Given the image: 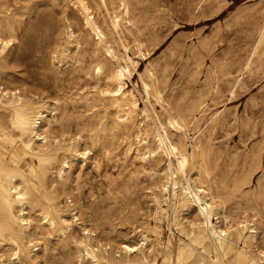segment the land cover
Here are the masks:
<instances>
[{
	"label": "rangeland",
	"instance_id": "obj_1",
	"mask_svg": "<svg viewBox=\"0 0 264 264\" xmlns=\"http://www.w3.org/2000/svg\"><path fill=\"white\" fill-rule=\"evenodd\" d=\"M63 1L0 0V23L5 15H9L13 29L10 31L11 44L0 56V90L18 89L23 97L45 99L54 110L51 123L46 127L50 140L67 144L79 138V149L88 150L83 160L68 161L70 165L64 167L66 170H63L61 178L56 175V169L61 164L62 154H55L46 172L44 187L59 208V215L69 222V227L64 233L58 230L57 225L32 229V244L24 239L29 255L22 264H89L81 259V253L74 244L86 235L91 237L92 244L100 243L109 255L120 258L124 255L120 243L135 244L141 234L147 237V243L132 253L131 258L139 259L143 255L146 257L144 264H176L177 246L188 242L189 222L200 226L201 220L195 217L193 209L178 208L177 220L174 221L170 201L166 199V204L163 201L166 195L159 192L162 178L149 177L141 172V162L133 157V153L123 152L124 139L121 140L123 135L120 132H98L102 125H109L112 110L103 106L107 100L101 102L100 95H97V87L101 86L103 78L93 75L91 78V73L89 75L95 37H86L89 42L84 43L87 51L82 43L80 50L67 51L64 57L61 49L67 40L65 27L69 25L77 34L80 15ZM90 1L93 10L101 16V8L93 3L94 0ZM128 5L133 25L121 32L124 44L110 38L116 50L124 52L126 47L127 54L134 60L136 70L133 69L129 80H125L126 86L133 90L142 108L144 91L138 75L144 74L151 66L164 106L173 113L183 114L185 124L188 123L187 144L194 137L201 141V159L189 161V167L194 165L191 177L201 181L209 189L214 203L217 202L215 209L218 213L212 215L211 223L232 232L239 221L246 219L258 231L255 241H234V248L242 250L246 259H236L231 253L215 257L210 248L203 253L197 246L194 253L201 254L199 261L189 257L180 264H264V38L259 40L260 29L264 25V0H128ZM110 6L115 10L119 8L116 3ZM139 42L143 49L138 46ZM83 64L88 67H83ZM85 93H88V101H84ZM191 100L195 103L192 104ZM151 103L163 125L176 134L167 123L166 111L152 98ZM91 104L95 105L91 107ZM215 112L223 116L209 123L210 115ZM96 113L99 117L93 120ZM140 119L138 115L136 120ZM91 128L96 130L90 131ZM95 136H99L98 142H95ZM28 160L25 157V161ZM33 161L36 163L35 159ZM164 161V157L150 161L151 167L158 169ZM154 196L166 214L156 213ZM34 210L31 211L33 218L37 215V207ZM74 211L77 212V221L70 216ZM83 226L87 228V234L83 232ZM167 241L170 243L165 249ZM0 250V254L5 252ZM164 251L170 255L169 262L163 259ZM209 259L213 262L210 263Z\"/></svg>",
	"mask_w": 264,
	"mask_h": 264
},
{
	"label": "bare ground",
	"instance_id": "obj_2",
	"mask_svg": "<svg viewBox=\"0 0 264 264\" xmlns=\"http://www.w3.org/2000/svg\"><path fill=\"white\" fill-rule=\"evenodd\" d=\"M65 2H64L65 4L67 3L70 4L76 10V14L79 13L80 15L79 27L80 28L76 29L78 33L75 34L74 29L70 27L69 25H66L65 35H66L67 40H65L64 45L61 49V53L64 55V57H66L65 53L67 51L73 52L76 49L80 50V47H81L80 45L83 43L82 46H84L87 43V40H86L87 36L91 35L92 37H95L94 42H93V50L91 49V53H94L95 56L93 55V59H92L93 61L91 64V71L89 72V75L91 73V76H90L91 78H92V75L96 76L95 78H97V76H100L103 78V81H104V82L102 81L103 84H101L102 82H100L101 86L97 87V95H100L99 100H101V102L103 99L107 100L105 101V103H103L104 104L103 106L109 107L112 110V115H111L112 118H111L109 125H102L99 128L98 132L107 131L109 133V131L112 132L114 130L120 132L123 135L121 140L124 139L123 152L133 153V157L141 162V172L145 173L149 177L158 176L162 178V182L159 184V192L161 193L162 196L166 195L164 197L165 199L163 200L166 202V204H168L166 199L170 201L169 204H170V209H171V218L174 221L177 220L176 212L178 211L177 210L178 208L180 210H186V211H190L191 209H193L196 215L195 217H198L201 220L200 224L202 225L200 226L195 225L191 221L189 222L190 229L188 231V242L185 244H179L177 246L176 264L182 263L183 259L189 258V257H193V260L198 262L199 261L198 257L201 254L198 253L197 255H195L194 250L197 249V246L201 248L203 253H205L207 249L210 248L213 251L215 257L218 255L225 256L226 254L231 253L236 259H246L247 257L244 254V252L242 250L235 249L233 244H234V241L239 240V239H242V240L244 239V242L255 241L256 234L258 233V231L256 230V226H254L253 223L249 224V221H247L246 219H243L236 224L235 228L231 232V231H228V230L226 231L225 229L219 228L218 226L211 223L210 218L212 217V215L218 213V211L215 209V204L217 202L214 203V200H213L214 198L211 195L209 189L205 187L201 181L195 180L191 177L190 171L191 169L193 170L194 165L189 167V161L194 162L196 161L198 157H200L199 149L202 148L201 141L198 138L194 137V138H190L189 143L187 144V127L188 126L186 125L188 123L185 124L183 120V114L180 115V114L173 113L170 111V109L164 106L161 93L160 91H158L160 87L155 85L156 78L154 76L151 66L149 65L146 68V71L144 74L139 73L138 75L140 83H141V87L144 91L143 92L144 93V106L142 108L139 107L133 90L126 86L127 83L125 82V80L126 79L129 80V78L131 77L132 70L134 69V60L127 54L126 47H124L123 49L124 52H119L118 50H116L110 38L113 40L116 39L118 41H122V44H124L123 40H121V32L122 31L125 32L123 28L128 29L130 25H133V21L129 13L128 6L130 4L128 5V0H94L93 3L97 5L99 8H101L102 10L101 16L96 14V12L93 10L92 8L93 5L91 6L92 3L90 0H65ZM114 3H116L117 7H119L116 10L113 9L112 6L109 7V5H112ZM11 30H13L11 26V17L9 15H5L2 18L1 23H0V56L3 52H5L4 50L11 44V39H10ZM127 38L128 37H126V39ZM262 38H264V25H262V28L260 29L259 40H262ZM145 39H144V45L146 42ZM87 44H89V42ZM117 44L119 43L117 42ZM90 45H92V42L90 43ZM86 46L87 45H85L84 47ZM138 46L141 47V49H143L142 43L139 42ZM87 48L88 47H86V51H87ZM141 49H140V52H141ZM144 49H146V47ZM88 53L86 54L84 53V54L87 55ZM9 54H10V50H9ZM89 55H88V58H89ZM56 56L55 58H57ZM70 56H72V54H70ZM81 61L84 62L83 59ZM78 63H81V62H78ZM87 63H90V62H87ZM51 66L53 65L51 64ZM78 67H81V66L78 65ZM83 67L86 68L88 66L85 65ZM74 68L76 70L78 69L76 67ZM135 70L136 69H134V71ZM44 76L47 77V75H44ZM157 77L161 78V76L160 77L157 76ZM54 80L56 81V79ZM51 81L54 83L52 78H51ZM158 81L159 80H157V82ZM94 82L96 83V81ZM161 83H163V81ZM156 87H158V89ZM6 88H8V85ZM19 92L20 91H18V89L17 90H7V89L1 88L0 90V249L5 250V252L2 250L3 252H1L2 254H0V264H7L5 263V261L6 262L8 261V263L22 264L23 260L29 255L28 254L29 250H27V246L24 243V239L25 238L27 239L26 241L27 243L32 241V239L30 238L32 229L36 230L38 228H41L44 225L54 228L57 225L58 230L64 233L65 229L69 227V222L59 215V208L53 203L52 201L53 197L49 195V193L46 191V188L44 187L45 175H46L47 170L49 169V165L51 161L55 158V154H59V153L62 154L61 164L56 169V175L59 178H61L62 173H64V171L66 170V169L64 170V167L67 164H69L68 162L69 160L71 159L83 160L86 154L88 153V150H86L87 148H82V150L79 149V143L81 142L79 138L76 139L75 142H71L67 144L60 143L58 141L52 142L50 140V137H48L49 135L47 136L46 134V127L47 125L51 123V120L53 118L52 116V113H53L52 111H54L53 108L50 107L47 101H44L45 99L44 100L42 99L43 101L33 100L32 98L27 97V95H26L27 98L23 97L22 95L24 94L21 95ZM88 93H85L84 95L85 100L83 99L84 101H88V98H87ZM90 96L92 97V95ZM151 98L153 99L154 102H158L160 104V108L162 110L166 111L165 118L167 120V123L173 127V129L176 131V134L171 132L165 125H163V123L161 122L159 118L158 113L155 111V109L152 106ZM83 103H86V102H83ZM194 103L192 101V104ZM94 105L95 104H91V107ZM190 106L192 105L190 104ZM169 108H172V107H169ZM97 115L98 114L96 113V118L94 115L93 120L99 117V116L97 117ZM138 115H140V118H141L139 121L136 120ZM219 116H223V114L220 115V113L215 112L214 114L210 115L209 123H213ZM99 120L101 119L100 118L98 119V124H99ZM84 128L85 127L83 126V129ZM95 128H91L92 130L90 131H93V129L95 131L96 130ZM81 132L82 131H80V133ZM88 135L91 136V133L89 132ZM78 137H81L80 134ZM90 138H93V136ZM98 139H99V136L97 137L95 136V142H98ZM92 143L90 145H92ZM111 148L109 147V149ZM203 153L204 152H202V154ZM25 157H28L29 160L25 161ZM162 157H164L165 161L160 168L155 169L151 167L150 161L161 159ZM33 159L36 160V163L33 161ZM202 160L204 159L202 158ZM134 166H136V164ZM205 166L206 165L204 164V168ZM135 168H134V171H136ZM226 171H228V168ZM65 179L66 178H64V181ZM223 184L225 185V182ZM257 184L259 183L257 182ZM226 187H228V183ZM153 200L155 203L156 213L166 214L165 208L161 207L160 201L158 200V198L154 196ZM34 207H37V215L34 216L33 218L31 216V211H36L34 210ZM76 213H77L76 211L71 213L70 215L71 219L73 220L77 219ZM225 219L226 218H223V220ZM35 222L37 224H35ZM82 230L83 232L85 231L86 234L88 233V230L85 226L82 227ZM154 232L156 234H159L158 230H154ZM35 236L37 237V235ZM41 236H42V233H41ZM39 242H40V239H39ZM146 243H147V237L144 234H141V238L139 239V242L135 244L121 242L120 249L121 251L123 250L124 255L122 257L120 256V258H115L114 256L109 255L106 247H102L100 243H97L98 246L97 244L95 245L92 244L90 236L86 235V237H84L83 239L79 241L78 240L74 241V244L78 252L81 253V259L84 262H88L89 264H144L146 262L145 256L141 255L139 259H133L130 257V255L134 252H138L140 250V247L145 245ZM169 243L170 242L167 241V244L164 246L165 249H168ZM7 250L9 251L8 253L6 252ZM113 254L115 253L113 252ZM163 259L169 262L170 255L168 251L163 252ZM212 262L210 260V263Z\"/></svg>",
	"mask_w": 264,
	"mask_h": 264
}]
</instances>
